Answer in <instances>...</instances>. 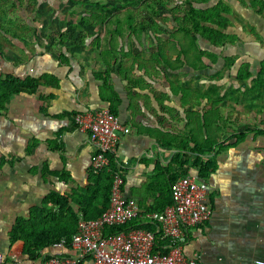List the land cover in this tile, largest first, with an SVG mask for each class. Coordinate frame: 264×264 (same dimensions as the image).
<instances>
[{
    "label": "crops",
    "instance_id": "obj_1",
    "mask_svg": "<svg viewBox=\"0 0 264 264\" xmlns=\"http://www.w3.org/2000/svg\"><path fill=\"white\" fill-rule=\"evenodd\" d=\"M230 1L242 5L239 0ZM148 21L155 22L158 30L147 28L136 32L123 20L122 33H118L115 31L121 23L115 16L102 23L91 21L85 27L89 32L85 41L90 42L87 48L83 44L72 46L78 50L71 54L66 46L62 47L70 57L68 64L60 62L47 48L49 42L45 37L40 41L29 38L30 45L11 37L7 45L3 44L6 54L0 55V74L39 77L51 73L60 85H42L37 94L14 95L7 110L0 113V235H6L0 239V251H12L8 235L15 219L28 216L30 208L40 205L46 194L57 191L78 199L76 190L89 183L96 148L89 135L77 128L74 119L55 115L109 107L111 94L103 89V82L97 77L103 71L100 54L106 49H114L122 60L128 59L129 65L127 69L126 64L122 70L117 69L110 78L121 99L117 115L126 125L115 153L118 167L124 173V192L134 197L143 211L163 207L167 199L162 197L160 178L165 175L169 178L163 168L178 150L163 147L162 135L185 137L195 133L204 137L205 132L200 131L201 118L195 112L200 113L209 103L203 100L194 107L191 96L183 97L180 86L185 84L191 91L194 86L189 81L178 80V72L189 74L191 68L172 71L151 62L158 53L174 58L178 53L172 37L174 19L147 18L137 20L135 25L140 27ZM180 38L186 40L184 35ZM200 41L206 48H212ZM134 57H138L139 63L134 62ZM41 94L53 97L41 101ZM44 104L48 113L40 109ZM232 133L236 132L223 137L228 147L217 156V171L207 181L200 179L208 187L212 216L206 222L188 227L184 235V252L188 256L197 255L204 264L264 261V133L254 131L251 137L247 133L242 140L228 138ZM34 141L36 144L28 153V146ZM190 173L197 171L192 169ZM73 205L79 217L84 216L81 206ZM95 213V208L89 209L90 216ZM46 251L70 254L73 250L50 247ZM22 256L23 264H40V260Z\"/></svg>",
    "mask_w": 264,
    "mask_h": 264
},
{
    "label": "trees",
    "instance_id": "obj_2",
    "mask_svg": "<svg viewBox=\"0 0 264 264\" xmlns=\"http://www.w3.org/2000/svg\"><path fill=\"white\" fill-rule=\"evenodd\" d=\"M25 0H14V3L18 5L22 4ZM31 2H37L38 0H29ZM76 4H86L83 1L68 0ZM182 1V0H177ZM187 3V7L183 8L182 13H178L181 8H174L171 17L174 19L175 31L172 33V37L175 39L174 45L177 49V57L167 56L164 53H158L155 57L156 66L161 64L158 61V57L165 58L166 67L170 70H180L184 67H189L192 71L198 69L204 70L207 68H213V65L217 64L220 58L218 51L214 48L222 49L227 44H234L238 36L230 29L233 26L232 20L236 9L229 1L219 0L213 2L212 0H184ZM240 2L247 7L253 9L258 15H264V0H240ZM160 3L167 5L171 3V0H118L113 5H106L102 2L87 3L93 6L92 15L84 16L81 21L84 26L92 24L91 21L97 20L99 23L104 22L107 18L115 16V19L121 24L115 32L122 33L123 20L129 23V28L134 31L139 29L144 30L152 28L158 30L155 22H142L141 26L135 25L138 15L142 8L151 12V18L155 19L159 15L160 10L157 8ZM161 4V5H162ZM139 6L141 9L133 10L134 7ZM1 11V9H0ZM5 13V10L2 9ZM126 13H131L125 17ZM132 13L135 17H132ZM133 14V15H134ZM1 15V13H0ZM96 16V17H95ZM137 16V17H136ZM170 17V18H171ZM164 28V27H161ZM164 32V31H162ZM2 37L11 40V37L20 38L25 41L26 45H29L27 36L25 33L14 31L12 27H4L1 33ZM36 35V36H35ZM181 35H184L186 40H181ZM34 36L40 41L41 36H38L35 31ZM32 37V36H31ZM49 50L54 51V48H59V55H55L60 62L69 63L70 57L66 55V52L62 50V47L70 50V46L67 45L63 35H58L56 40H50L47 38ZM64 40V41H63ZM200 40H204L212 48H203L200 45ZM98 45L101 42L98 41ZM71 54H75L74 51H69ZM103 53V51H102ZM100 54L101 64L103 71L97 74V77L102 80V87L104 90L109 91L111 96L108 97L110 102V111L117 115L118 105L121 102L119 95L114 91L110 78L113 72L117 69L122 70L127 65L126 60L117 56L114 49L108 50L106 54ZM5 50L3 43L0 42V55L4 56ZM53 54V53H52ZM103 55V56H102ZM226 60H234L231 57H225ZM134 62L139 63L138 57H134ZM133 62V63H134ZM176 63V64H175ZM126 64V65H125ZM249 64L243 65L238 72V79L242 83L247 84V78L252 77L251 85L248 87V91L264 90V63L258 71L257 75L249 69ZM263 75V77H262ZM42 85L59 86V79L51 74L45 73L39 77L28 75L26 77L17 76L12 73L0 74V113L7 110L8 104L12 96L22 93L37 94L39 88ZM180 91L184 98L191 96L195 101L194 107L200 106L203 100H207L209 105L202 110L199 114L201 118L200 128L205 130L204 137H200L195 133H191L188 136L182 137L181 135L172 136L171 140H160V143L165 148L177 149L170 163L163 170H167L169 178L166 177L165 185L162 186V190L167 191L166 201L161 208H155L153 211L162 212L164 208L172 201V188L175 182L181 177L190 173L192 169L197 171V175L200 179L207 181L212 174L218 169L217 156L220 151H223L228 145L225 140L221 138L223 122L221 119H216V115H219V105L222 101L227 99L228 91H240L241 89L230 87L227 91L217 84L213 83L207 88L203 86H195L193 91L190 88H186L185 84L180 86ZM53 95H39L41 101L51 99ZM247 107H260L264 110V104L261 103H249ZM41 111L48 113L46 105L40 107ZM78 112H66L56 114V118L69 116L75 120V116ZM211 113V116H209ZM118 116V115H117ZM221 116V114H220ZM221 118V117H220ZM221 120V121H220ZM76 123V121H75ZM77 126V123H76ZM244 129L241 131H235L228 138L236 137L238 140L245 138L246 134L251 131L258 133H264V128L253 127L249 124L244 125ZM199 128V129H200ZM201 128V129H202ZM162 136L166 137L164 133ZM171 136V135H170ZM36 141L30 143L27 152L32 151ZM56 147L59 148L57 143ZM55 148V147H54ZM111 162L109 167L94 172L90 169L89 183L85 187H79L76 190L79 194L77 197L69 193H59L57 191H50L44 197L43 202L40 205H36L30 208L28 216H19L15 219L14 224L9 232L10 252L16 251L21 255L26 256L30 260H40L44 256V251L50 248L55 242H58L62 237H67L68 240L72 238V235L78 230L79 215L77 210H74L73 204H79L81 206L80 211L86 218H95L101 215L111 203V191L115 173L118 171V163L115 154H108ZM158 169H162L158 165ZM171 169L175 172H170ZM49 169H47L48 171ZM56 174V172H53ZM95 208L96 213L94 216L89 215V209ZM141 220V221H139ZM134 225L129 227L130 224ZM128 225L110 227L106 233L124 231L130 228H147L154 229L150 223H144L142 219H136L131 221ZM156 242L154 247L155 251L167 252L168 250L162 249V246L168 243L170 240H160ZM15 248V249H14Z\"/></svg>",
    "mask_w": 264,
    "mask_h": 264
},
{
    "label": "built area",
    "instance_id": "obj_3",
    "mask_svg": "<svg viewBox=\"0 0 264 264\" xmlns=\"http://www.w3.org/2000/svg\"><path fill=\"white\" fill-rule=\"evenodd\" d=\"M75 121L96 148L92 160L94 172L109 167L108 154L117 152L126 125L107 107L80 111ZM124 182V173L118 169L110 206L98 217L81 216L72 238L62 237L51 246L73 250L70 254L45 250L40 264H204L197 255L188 256L184 252V235L188 227L206 222L212 216L207 184L194 173L181 176L173 185L171 203L162 212H147L134 197L125 194ZM136 219L150 223L154 229L130 228L106 233L110 227L128 225ZM159 236L170 240L162 246L167 252L154 250ZM23 262L19 252L0 251V264ZM256 262L264 264L262 260Z\"/></svg>",
    "mask_w": 264,
    "mask_h": 264
},
{
    "label": "rangeland",
    "instance_id": "obj_4",
    "mask_svg": "<svg viewBox=\"0 0 264 264\" xmlns=\"http://www.w3.org/2000/svg\"><path fill=\"white\" fill-rule=\"evenodd\" d=\"M78 1H83L86 4H76L68 0H38L36 3L25 0L22 2V4L17 6V4L14 3V0H0V42L5 45L9 43L10 40L3 38L1 35L3 26H8L12 27L14 31L19 30L21 33L30 35L27 36V38H30V40H33L32 37L36 36H34L35 31L37 32L38 36H41L42 38L45 37L46 39L49 38L53 41L58 38V35H63L67 45L72 48H70L68 51L78 50V48L72 46L83 44V46L86 47L87 44H90V42L85 41V36H87L89 32L85 30V27L87 26L83 25L81 19L84 16L91 17L93 8L91 4L87 3L102 2L106 5H112L118 0ZM185 3L186 2L183 0L182 2L171 0V3L167 5L160 3V5L157 7L160 10V13L156 17L170 18L171 14H174L172 11L175 6L181 8V10L178 12L181 14L183 11L182 9L188 6L187 3L186 5ZM230 3L232 2L230 1ZM182 4H184L183 7L181 6ZM232 5L237 11V13H235L233 16V26L231 27V30L236 32L238 36L235 43H229L222 49L214 48L215 51L219 52L220 58L217 64L213 65L212 69H198L196 71H192V69H190L189 74H186L183 70H180L178 72L179 76L177 78L181 81H189L194 87L203 86L207 88L209 85L217 83L224 90V92L230 87L241 89L240 91L234 92L228 91L227 99L222 101L219 105L220 113L219 115H216L214 120L221 119L223 122L221 129L222 133L220 132L221 138L226 136L227 133L229 134L234 131L243 130L245 127L243 124H249L253 127L259 128L264 127V111H261L262 109H259V107H247V104L252 102L264 104V90H258L259 86H257L256 91L253 90L249 92L248 87L251 85L252 77L247 78V84L242 83V81L238 79V72L243 67V65L248 63L250 65L249 69L254 75H257L258 71L262 67V64L264 63V15H258L253 9L247 7L244 4L239 5L233 2ZM2 9L5 10V13L2 12ZM137 9L141 8H139V6L133 8V10ZM130 14L131 13H126L125 17ZM133 14L134 13H132L131 16L135 17V14ZM151 14V12L147 11L145 8H142L141 12L137 14V20L140 21L142 19H150L152 17ZM71 21L79 24L72 25ZM28 43L32 42L29 41ZM200 45L203 48L207 47L202 42H200ZM6 51L8 50L6 49ZM79 51H81V49H79ZM53 52L55 55L56 53L59 55L60 51L56 50ZM106 53L107 49L103 51L102 54L104 55ZM225 57H231L234 62L232 63L231 61L226 60ZM164 59L165 58L158 57V61L162 65L166 66V61ZM151 62L155 64L156 59L151 60ZM209 116H211V113ZM200 131L205 132L203 128L200 129ZM251 132H248L250 133V137L253 135ZM170 135V133H166V137H161L162 139H160L163 141L171 140L172 137ZM254 141H256V138ZM170 172H175V170L171 169ZM165 180L166 175L160 178V182L162 184L161 188L163 185H165ZM161 192L163 193L162 197L166 199L167 191L161 189ZM4 236L6 235H0V239H2ZM21 258H23L22 255Z\"/></svg>",
    "mask_w": 264,
    "mask_h": 264
}]
</instances>
